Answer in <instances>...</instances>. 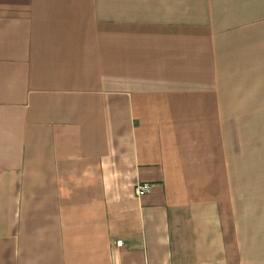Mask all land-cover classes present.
Returning <instances> with one entry per match:
<instances>
[{
    "label": "crops",
    "instance_id": "obj_1",
    "mask_svg": "<svg viewBox=\"0 0 264 264\" xmlns=\"http://www.w3.org/2000/svg\"><path fill=\"white\" fill-rule=\"evenodd\" d=\"M0 264H264V0H0Z\"/></svg>",
    "mask_w": 264,
    "mask_h": 264
},
{
    "label": "built area",
    "instance_id": "obj_2",
    "mask_svg": "<svg viewBox=\"0 0 264 264\" xmlns=\"http://www.w3.org/2000/svg\"><path fill=\"white\" fill-rule=\"evenodd\" d=\"M155 187L154 183H150V182H141L139 184H137L136 186V193L141 196V195H145V194H150L153 192ZM117 244L119 246L123 245V241L122 240H118Z\"/></svg>",
    "mask_w": 264,
    "mask_h": 264
}]
</instances>
